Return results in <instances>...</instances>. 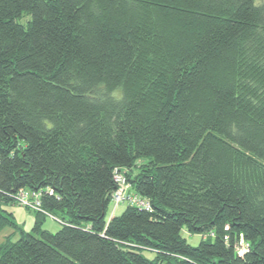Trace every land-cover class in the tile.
Masks as SVG:
<instances>
[{
  "label": "trees",
  "instance_id": "trees-1",
  "mask_svg": "<svg viewBox=\"0 0 264 264\" xmlns=\"http://www.w3.org/2000/svg\"><path fill=\"white\" fill-rule=\"evenodd\" d=\"M115 170L151 211L107 220ZM6 227L0 264H264V0H0Z\"/></svg>",
  "mask_w": 264,
  "mask_h": 264
},
{
  "label": "built area",
  "instance_id": "built-area-1",
  "mask_svg": "<svg viewBox=\"0 0 264 264\" xmlns=\"http://www.w3.org/2000/svg\"><path fill=\"white\" fill-rule=\"evenodd\" d=\"M114 181L117 184V188L112 197L111 204L113 206L112 209V217L115 216L116 211L122 207L123 205L137 207L141 210L151 211L152 204L148 200H144L137 193L132 192L131 185L129 181H127L124 172L122 170H115ZM15 205L25 208L32 212H37L43 215L45 218L50 217L56 222L59 221L55 217H52L49 213L45 212L41 207V194L33 193L29 190L23 189L18 194L13 196ZM60 222V221H59ZM250 245L247 242H244L243 239L240 240V243L236 247L237 253L240 256H245L249 251Z\"/></svg>",
  "mask_w": 264,
  "mask_h": 264
},
{
  "label": "rangeland",
  "instance_id": "rangeland-1",
  "mask_svg": "<svg viewBox=\"0 0 264 264\" xmlns=\"http://www.w3.org/2000/svg\"><path fill=\"white\" fill-rule=\"evenodd\" d=\"M7 212H9L10 214H14V219L16 220L18 226L20 227L21 230H23L24 232L27 233H32L33 231V227L35 226L34 222L35 220H37V212H32L29 211L25 208H21L17 205H15V203L13 204V206H7L4 207ZM112 209L113 206L110 207L107 215V220H111L112 218ZM127 209L126 205H123L122 207H120L116 213L115 216H122L123 212ZM42 229L43 230H48L49 232H51L52 234H57L58 231H60L61 228V224L59 221H55L50 217H46V220L42 222ZM11 235H13V237L15 236L16 238L14 239V241H17L20 239L21 237V232L13 230L9 227H6L3 229V231L0 233V246L3 245L4 242H6V238L10 237ZM182 236L183 238L186 240L187 244H189L190 246L192 245L193 247H198L201 245L202 241L207 239L206 235H196V234H191L188 233V231L185 229L182 232ZM210 241H214V238H210ZM144 257L149 258L151 260H155L156 254L151 252V251H145L143 252Z\"/></svg>",
  "mask_w": 264,
  "mask_h": 264
},
{
  "label": "crops",
  "instance_id": "crops-1",
  "mask_svg": "<svg viewBox=\"0 0 264 264\" xmlns=\"http://www.w3.org/2000/svg\"><path fill=\"white\" fill-rule=\"evenodd\" d=\"M13 216H14V214H12ZM15 218V217H14ZM35 222H36V220H35ZM34 222V223H35ZM35 225V224H34ZM10 237H12V241H14V239L16 238L15 236L13 237V235H11Z\"/></svg>",
  "mask_w": 264,
  "mask_h": 264
}]
</instances>
